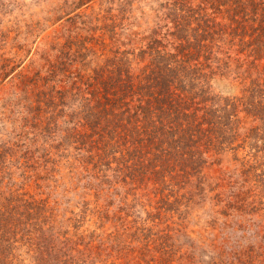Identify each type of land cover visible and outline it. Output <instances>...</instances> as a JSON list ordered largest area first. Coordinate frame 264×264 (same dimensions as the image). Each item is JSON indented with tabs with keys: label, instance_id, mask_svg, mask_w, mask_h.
<instances>
[{
	"label": "trees",
	"instance_id": "trees-1",
	"mask_svg": "<svg viewBox=\"0 0 264 264\" xmlns=\"http://www.w3.org/2000/svg\"><path fill=\"white\" fill-rule=\"evenodd\" d=\"M90 1L65 3L55 23L67 17L66 23L41 55L46 64L19 73L12 112L24 115L16 137L26 136L32 112L55 116L45 130L62 119L63 140L76 145L82 170L72 178L98 198L107 187L111 196L125 187L124 199L133 195L135 204L138 191L158 194L154 184L190 185L193 176L200 183L210 158L247 139L264 140V0H157L158 20L146 35L116 25L113 16L107 26L90 28L81 10ZM89 55L104 61L87 71ZM7 67L0 78L18 65ZM229 78L238 93L226 95ZM250 120L256 126L248 131ZM8 145L21 146L0 145V264H95L90 243L78 237L85 217H68L72 230L65 229L48 199L13 189L12 166L23 170L25 183L46 178L30 172L38 167L31 163L35 151L27 150L24 163V154L7 160Z\"/></svg>",
	"mask_w": 264,
	"mask_h": 264
},
{
	"label": "rangeland",
	"instance_id": "rangeland-1",
	"mask_svg": "<svg viewBox=\"0 0 264 264\" xmlns=\"http://www.w3.org/2000/svg\"><path fill=\"white\" fill-rule=\"evenodd\" d=\"M74 1L79 0H0V67L8 65L6 70L10 71L18 65L8 77L0 78V145L18 142L19 148L8 145L6 158L24 154L22 163L28 158L27 150L35 151L31 163L36 161L38 167L30 172L46 178L25 183L20 177L23 170L12 166L8 176L16 182L13 189L21 187L39 200L48 199L65 220V229L72 230L67 226L68 217H85L78 237L90 243L95 264H264L263 139L257 138L256 143L247 139L244 147L210 158L202 170V182L197 176L192 177L190 185L171 182L167 187L160 181L154 184L158 194L138 191L135 204L133 195L124 199L125 187L119 186L114 196L109 194L113 189L107 187L98 198L84 182L72 178V172L82 170L76 145H65L63 140L62 119L45 130L48 123L55 122V116L50 119L49 112L42 111L37 117L36 111L32 112L26 136L16 137L24 115L19 109L12 112L13 103L18 102L15 92L19 73L25 75L46 64L41 55L50 51L67 17L55 23L56 18L63 14L65 3L69 7ZM156 2L91 0L81 10H87L88 17L83 20L90 28L107 26L111 23L108 16H113L116 25L122 22L129 30L146 35L158 20ZM68 7L66 10L71 9ZM86 61V70L90 71L104 58L89 55ZM225 83L222 88L226 95L239 92L231 78ZM34 123L35 129L31 128ZM254 126L250 120L245 127L249 131ZM33 137L36 143H32ZM25 141L30 147L23 145ZM253 142L254 149L249 145ZM2 187L4 191L9 189L5 183ZM161 190L163 193H159ZM162 195L164 200L158 202ZM242 202L245 204L241 208Z\"/></svg>",
	"mask_w": 264,
	"mask_h": 264
}]
</instances>
